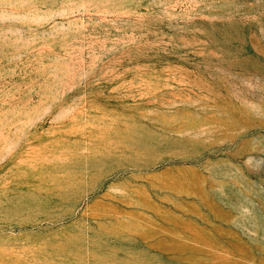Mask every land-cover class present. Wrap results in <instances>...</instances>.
I'll list each match as a JSON object with an SVG mask.
<instances>
[{
    "label": "rangeland",
    "instance_id": "rangeland-1",
    "mask_svg": "<svg viewBox=\"0 0 264 264\" xmlns=\"http://www.w3.org/2000/svg\"><path fill=\"white\" fill-rule=\"evenodd\" d=\"M0 264H264V0H0Z\"/></svg>",
    "mask_w": 264,
    "mask_h": 264
}]
</instances>
